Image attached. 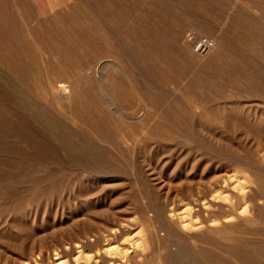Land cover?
Listing matches in <instances>:
<instances>
[{
    "label": "rangeland",
    "instance_id": "obj_1",
    "mask_svg": "<svg viewBox=\"0 0 264 264\" xmlns=\"http://www.w3.org/2000/svg\"><path fill=\"white\" fill-rule=\"evenodd\" d=\"M0 38V264H264V0H0Z\"/></svg>",
    "mask_w": 264,
    "mask_h": 264
},
{
    "label": "bare ground",
    "instance_id": "obj_2",
    "mask_svg": "<svg viewBox=\"0 0 264 264\" xmlns=\"http://www.w3.org/2000/svg\"><path fill=\"white\" fill-rule=\"evenodd\" d=\"M5 18V17H4ZM6 21V20H5ZM78 24V23H77ZM86 26V25H85ZM11 27V26H10ZM7 28H9V27H7ZM10 29H12V28H10ZM21 30V28H19V31ZM7 31V30H6ZM13 31V30H12ZM11 31V32H12ZM22 32V31H21ZM5 35H7L8 36V34L6 33ZM17 35V34H16ZM19 35V34H18ZM18 35H17V37H18ZM23 35V34H22ZM26 37V36H25ZM24 38V37H23ZM1 39V38H0ZM209 40V39H208ZM12 41V40H11ZM15 41V40H14ZM22 41V40H21ZM20 41V42H21ZM24 41V40H23ZM27 41V40H26ZM43 41V40H42ZM211 41V40H210ZM2 42V41H1ZM25 43H27V45L29 46V44H28V42H25ZM34 43V42H33ZM4 44V43H3ZM91 44V43H90ZM5 45V44H4ZM25 45V44H24ZM212 45H213V43L210 45V46H208L207 48H205V49H203V50H201V51H196V52H205V51H208L211 47H212ZM0 47H2V46H0ZM4 48V47H3ZM15 48V47H14ZM25 48H26V46H25ZM28 48V47H27ZM26 48V49H27ZM11 49V48H10ZM10 49H8V50H10ZM109 49V48H108ZM6 50V47L4 48V51ZM41 51V50H40ZM2 52V51H1ZM6 52H7V50H6ZM11 53V52H10ZM7 55H9V54H7ZM14 55V54H13ZM36 57V56H35ZM12 58V57H11ZM7 61H8V59H7ZM15 62V61H14ZM13 63V62H12ZM11 63V64H12ZM107 65V62H101V63H99V65H98V69H102L103 67H105ZM83 72V71H82ZM89 74V73H88ZM62 86V85H61ZM120 89V88H119ZM121 92V91H120ZM61 94V93H60ZM60 98V97H59ZM78 103V102H77ZM253 199V198H252ZM263 214V213H262ZM117 230V229H116ZM114 232V231H113ZM118 233H119V231H116V232H114V233H112L111 234V236H108L107 237V239H110V240H114L117 236H118ZM78 244V243H77ZM117 250V249H116ZM128 251V250H127ZM55 254V253H54ZM98 253H96V256H101V255H97ZM132 257H133V253L132 254H125L124 256H123V260L122 261H120L119 263H117V264H123V263H121V262H130L131 260H132ZM98 259H96L95 260V262H94V264H105L106 262H104V260H103V257H97ZM125 260V261H124ZM82 261V260H81ZM109 262H108V264H115V262H117V260L115 259V260H108ZM60 263V262H59ZM26 264V263H25Z\"/></svg>",
    "mask_w": 264,
    "mask_h": 264
},
{
    "label": "built area",
    "instance_id": "obj_3",
    "mask_svg": "<svg viewBox=\"0 0 264 264\" xmlns=\"http://www.w3.org/2000/svg\"><path fill=\"white\" fill-rule=\"evenodd\" d=\"M212 44V41L208 40L207 38H200L197 40V42L194 45V50L195 51H201L205 48H207L208 46H210Z\"/></svg>",
    "mask_w": 264,
    "mask_h": 264
}]
</instances>
